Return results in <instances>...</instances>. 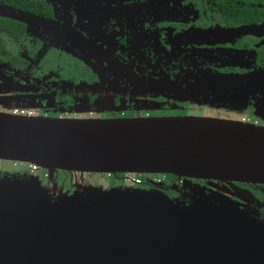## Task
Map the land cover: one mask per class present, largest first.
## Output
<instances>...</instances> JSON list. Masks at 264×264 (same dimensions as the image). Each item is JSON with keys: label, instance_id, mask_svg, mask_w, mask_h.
<instances>
[{"label": "water", "instance_id": "obj_1", "mask_svg": "<svg viewBox=\"0 0 264 264\" xmlns=\"http://www.w3.org/2000/svg\"><path fill=\"white\" fill-rule=\"evenodd\" d=\"M0 15L42 27L95 57L105 53L112 68L138 79L64 24L1 3ZM200 86L201 95L240 104L264 96V70L216 75ZM0 160L51 171L264 185V125L196 116L60 118L0 111ZM23 175H0V264H264V222L206 186L194 187L184 202L161 188L80 186L54 193Z\"/></svg>", "mask_w": 264, "mask_h": 264}, {"label": "flooded vegetation", "instance_id": "obj_2", "mask_svg": "<svg viewBox=\"0 0 264 264\" xmlns=\"http://www.w3.org/2000/svg\"><path fill=\"white\" fill-rule=\"evenodd\" d=\"M0 3L81 32L138 78L130 79L112 68L105 53L95 57L88 49L79 48L42 27L0 15L3 105L17 101L31 103L38 107L36 115L48 117L201 116L237 120L233 111H244L247 106L252 113L262 103L263 96L240 104L204 96L200 84H210L216 75L248 76L264 70V0H0ZM154 85L165 88L171 95L155 97ZM22 88L27 92H19ZM206 103L217 104V113L210 115L209 112L215 111L207 108ZM18 172L21 173H12ZM56 172L62 177L70 171ZM139 175L145 179L148 176ZM107 177L133 185L127 182L126 174ZM171 181L166 186L167 193L180 201L189 202L192 189L202 185L241 202L244 210L264 222L263 184L177 176ZM146 184L144 181L139 186ZM171 186L174 189H169ZM240 196H244V202L239 200Z\"/></svg>", "mask_w": 264, "mask_h": 264}, {"label": "rangeland", "instance_id": "obj_3", "mask_svg": "<svg viewBox=\"0 0 264 264\" xmlns=\"http://www.w3.org/2000/svg\"><path fill=\"white\" fill-rule=\"evenodd\" d=\"M58 17V16H57ZM155 89H156V94L155 97L160 98V96H167V95H171L169 92H167V90L163 87H160L158 85H154ZM19 92H27L26 89H21ZM263 95H256V97H251L250 99H257V97H260ZM170 99V98H169ZM249 99V100H250ZM262 103H259V107L256 108L255 111H253L252 113H249L248 108H246L247 106L243 107V109H240L239 111H233L234 115L236 116L237 120H241V117L243 116H248L251 118V123L257 124V125H264V117L262 115H264V96L261 99ZM3 102V101H0ZM196 104V102H194ZM249 104V103H248ZM246 104V105H248ZM217 104H210V103H206L205 106L207 108H209L214 112H209L210 115H214L217 113ZM21 107H25V108H32L36 111V109H38V107L34 104H28L25 102H13V104L10 105H3L2 103H0V111H8L11 112L13 110V108H21ZM250 114V115H249ZM196 117H201V116H196ZM259 119V122L258 120ZM256 122V123H255ZM13 171H21L18 173H12ZM9 173L12 175H18V176H24L23 174H28L29 176H33L35 177V180L44 188H48L51 192L54 193H60V192H69V193H73L74 191H76L77 189L80 188V186H93V187H99L105 191L113 188V187H118V188H122V189H128V190H134V189H138V190H151L152 189H159L161 187H163L164 192L173 199H177L178 197H174L171 196L167 193V188L166 186H170L169 183H171L172 179L175 178L174 176L172 177L171 175H167V180H166V185L159 187L158 185L155 184H150L149 180L150 179V175L147 176V179H144L147 184L146 186L140 187H135L134 185H129V184H125V183H121L120 180H116L113 177H107V175L105 174H90V173H79V172H68L66 175H62L58 176V173L56 171H51L50 169H44V168H39V167H35L31 164L28 163H24V162H15V161H10V160H0V175L2 173ZM23 173V174H22ZM156 175V174H154ZM152 175V176H154ZM11 176V175H10ZM168 183V184H167ZM173 187H169V189H172ZM162 189V188H161ZM174 189V188H173ZM193 191V189H192ZM175 193V192H173ZM178 193V192H177ZM180 196L182 195V193H178ZM175 195H177L175 193ZM252 196V195H251ZM229 197V196H228ZM244 197V196H242ZM240 196V199L242 202H244V198H242ZM231 198V197H230ZM251 198V197H250ZM179 200V198L177 199ZM234 200V199H232ZM235 201V200H234ZM239 202V201H236ZM241 203V202H239Z\"/></svg>", "mask_w": 264, "mask_h": 264}, {"label": "built area", "instance_id": "obj_4", "mask_svg": "<svg viewBox=\"0 0 264 264\" xmlns=\"http://www.w3.org/2000/svg\"><path fill=\"white\" fill-rule=\"evenodd\" d=\"M12 114L14 115H22V116H36V111L32 108H25V107H21V108H13V110L11 111ZM68 116H60V118H67ZM78 118H83L80 116H75ZM242 121L244 122H251V118L248 116H243L241 118ZM256 123V122H255ZM35 166V165H33ZM38 167V166H35ZM109 176H111L112 174H107ZM126 180L127 182L132 183L133 185H141L143 184V182L145 181L144 177L139 175V174H132V173H127L126 174ZM167 180V174H156L155 176L150 177V181L151 184H155V185H162L165 184Z\"/></svg>", "mask_w": 264, "mask_h": 264}, {"label": "trees", "instance_id": "obj_5", "mask_svg": "<svg viewBox=\"0 0 264 264\" xmlns=\"http://www.w3.org/2000/svg\"><path fill=\"white\" fill-rule=\"evenodd\" d=\"M171 176L173 177L174 175H171ZM164 185H166V182H165V184H162V185H159V186L161 187V186H164ZM161 188L163 189V187H161Z\"/></svg>", "mask_w": 264, "mask_h": 264}]
</instances>
